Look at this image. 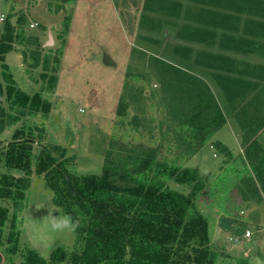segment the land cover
Segmentation results:
<instances>
[{
  "label": "rangeland",
  "instance_id": "374dc122",
  "mask_svg": "<svg viewBox=\"0 0 264 264\" xmlns=\"http://www.w3.org/2000/svg\"><path fill=\"white\" fill-rule=\"evenodd\" d=\"M175 2L179 9L172 13L169 6ZM192 6L203 8L196 0H0V43L5 22L14 28L10 49L0 60V108L17 117L0 131V149L17 131L30 130L37 141V129L43 130V140L32 145L28 188L15 212L19 252L32 249L47 260L57 247L71 252L78 245L73 231L56 234L50 244L38 231L47 205L35 209L30 204H54L47 179L36 169L42 148H65L68 173L75 176L99 175L107 153L119 141L161 145L163 153L157 158L167 155L166 147L173 146L177 136L173 131L165 135V131L175 128L179 120L166 109L171 91H164L161 83L167 80L161 64L165 62L188 73L190 81H203L223 111L224 125L182 161V167L197 169L202 180L194 208L207 221L208 246L216 253V264H249L254 256L264 261V185L256 180L247 156L252 141H257L264 155V125L255 130L251 116L255 105L249 99L231 105L211 77L217 71L192 61L207 48L188 41L194 21ZM260 12L253 8L247 17L257 18ZM243 16L238 34L245 25ZM185 48L191 49L186 57ZM210 49L218 52L217 47ZM234 56L251 66H264L262 57ZM5 74L30 97L41 94L50 104L48 113L24 111L20 115L19 109H10ZM258 114L264 117V109ZM1 174L25 176L24 171L3 163ZM247 176L253 177L254 187L244 185ZM168 186L189 192L173 181ZM0 206H7L11 217V203L0 200ZM27 215L33 220H27ZM246 230L248 238L243 237ZM20 263L17 255L13 264Z\"/></svg>",
  "mask_w": 264,
  "mask_h": 264
},
{
  "label": "trees",
  "instance_id": "16d2710c",
  "mask_svg": "<svg viewBox=\"0 0 264 264\" xmlns=\"http://www.w3.org/2000/svg\"><path fill=\"white\" fill-rule=\"evenodd\" d=\"M258 1L196 0L203 8L191 7L194 24L188 36L191 44H206L207 48L197 52L192 61L217 71L211 77L230 104L249 99L250 105H255L251 114L255 130L264 125V117L258 114L260 108L264 109V66H251L234 55L264 59V0ZM178 5L172 3L170 11L174 13ZM253 8L259 9L260 15L247 17ZM243 15L245 25L238 34ZM4 30L0 60L12 42L14 28L8 20ZM212 47H217L218 52H212ZM183 52L186 57L191 49ZM161 64L167 79L161 83L164 91H171L166 109L179 120L175 128L169 126L165 131V135L173 131L177 138L173 146L166 147L167 155L162 159L157 158L163 153L161 145L119 141L107 153L99 175L75 176L68 173L70 159L65 148L52 145L38 153L36 169L47 179L53 203L79 221L73 231L78 244L75 250L57 247L47 260L32 249L19 252L15 212L28 188L32 145L43 140V130L37 129V141L30 130L17 131L12 141L0 149V163L25 173L18 178L0 175V200L10 202L13 209L9 217V208L0 206V262L4 257L3 264H13L20 255V264H216V253L208 246L207 221L194 208V199L203 188L202 180L197 169L182 167V161L199 151L224 125L223 111L203 81H190L188 73L168 63ZM4 80L10 109H19L20 115L24 111L48 113L50 104L41 94L30 97L19 90L10 74H5ZM50 81L52 87L55 77ZM123 114L124 110L120 112ZM5 117L8 118L4 120ZM16 120L0 108V131ZM247 156L256 180L263 186L264 155L257 141L247 147ZM169 181L189 192L183 194L170 188ZM254 184L252 176L245 178V186Z\"/></svg>",
  "mask_w": 264,
  "mask_h": 264
},
{
  "label": "clouds",
  "instance_id": "9594fccd",
  "mask_svg": "<svg viewBox=\"0 0 264 264\" xmlns=\"http://www.w3.org/2000/svg\"><path fill=\"white\" fill-rule=\"evenodd\" d=\"M30 205L34 206L35 209H40L42 206L47 205V215L39 219L42 223L38 231L49 244L53 241L56 234L74 231L79 226L78 220H75L70 214L63 213L55 204L40 202ZM53 213L56 214L54 215ZM26 219L29 221L33 220L29 215H27ZM249 264H264V261L254 256L250 259Z\"/></svg>",
  "mask_w": 264,
  "mask_h": 264
},
{
  "label": "built area",
  "instance_id": "2783aa9c",
  "mask_svg": "<svg viewBox=\"0 0 264 264\" xmlns=\"http://www.w3.org/2000/svg\"><path fill=\"white\" fill-rule=\"evenodd\" d=\"M250 236V232L248 230H246L244 233H243V237L244 238H248Z\"/></svg>",
  "mask_w": 264,
  "mask_h": 264
},
{
  "label": "water",
  "instance_id": "95a60500",
  "mask_svg": "<svg viewBox=\"0 0 264 264\" xmlns=\"http://www.w3.org/2000/svg\"><path fill=\"white\" fill-rule=\"evenodd\" d=\"M50 42V39H49V41H48V43ZM4 263V257H1V262H0V264H3Z\"/></svg>",
  "mask_w": 264,
  "mask_h": 264
},
{
  "label": "crops",
  "instance_id": "0c3cea01",
  "mask_svg": "<svg viewBox=\"0 0 264 264\" xmlns=\"http://www.w3.org/2000/svg\"><path fill=\"white\" fill-rule=\"evenodd\" d=\"M261 147V146H260ZM262 149V148H261ZM262 153H263V151H262Z\"/></svg>",
  "mask_w": 264,
  "mask_h": 264
}]
</instances>
